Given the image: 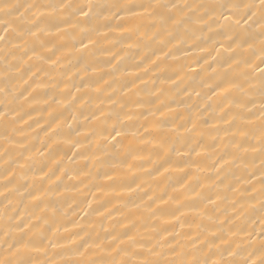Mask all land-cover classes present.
<instances>
[{
	"label": "bare ground",
	"instance_id": "bare-ground-1",
	"mask_svg": "<svg viewBox=\"0 0 264 264\" xmlns=\"http://www.w3.org/2000/svg\"><path fill=\"white\" fill-rule=\"evenodd\" d=\"M235 2L0 0L15 5L0 12V260L25 252L36 264L104 260L115 255L113 237L132 231L141 241L134 251L143 253L131 255L137 264L176 258L169 245L201 259L259 264L264 185L253 148L264 29L260 0H243L256 12L248 25L213 10ZM61 3L154 7L119 16L94 8L83 17L49 7ZM228 80L241 86L230 92L247 108L233 111L254 135L241 159L217 173L218 158L233 150L219 111L218 86ZM114 125L124 133L115 140ZM29 238L43 246L8 248ZM86 242L93 247L81 257L75 249ZM213 243L237 254L212 255ZM153 245L167 255L150 256Z\"/></svg>",
	"mask_w": 264,
	"mask_h": 264
},
{
	"label": "snow or ice",
	"instance_id": "snow-or-ice-1",
	"mask_svg": "<svg viewBox=\"0 0 264 264\" xmlns=\"http://www.w3.org/2000/svg\"><path fill=\"white\" fill-rule=\"evenodd\" d=\"M15 7V5H11L8 3H5L3 5H0V12L7 14H10L6 10L11 9ZM49 7H54L58 9H64V8H75L77 13L80 16L83 17H89L90 14L93 12L94 8H116L119 11L116 13H113L114 15L119 16L120 13H124V15H137V13L131 11L132 9L139 7L142 9H148L153 8L154 6L152 4H141V5H109V6H103V5H92V4H85V5H72V4H65L61 3L59 5H50ZM159 8L166 7L165 5H159ZM216 7L225 9L228 12V15H225L224 12H221L220 15L226 20L231 21L233 18L235 25H240L241 22H243L245 25H248L250 22L255 23L253 20V17L256 15V12L253 10L254 5L250 3H244L243 0L241 2H235L230 4H220L213 6V10H215ZM87 9V10H85ZM122 18V17H121ZM260 26L262 29H264V0H260V20H259ZM5 33H7V27H5ZM35 35V33H32ZM262 37V44L261 48L259 50L258 59L260 60L261 64H264V31L261 32ZM6 36H0V41H5ZM89 42L91 43V39L89 38ZM247 43V41H245ZM83 47H87V45L83 44V41L81 42ZM167 55V53H165ZM255 55V53H253ZM256 67H259V65H256ZM259 75H260V81H259V89L261 92V123L259 126V149L253 148V150H258L261 154L262 160H261V184L264 185V68H259ZM220 88V91L225 93L223 100L224 105H222L219 109L221 113V119L224 124L228 125L223 131L224 135L226 137H229L230 139L227 141V144L233 149L231 151H226L221 157L218 158L219 167L216 169L217 173H219L225 165H229L231 163H235L240 157L241 152H247L249 150L250 145L246 147V139L250 135H254L251 131L247 130L244 126L245 116L240 111H233V109H240V108H247V105L244 104L241 100L235 99L232 97V93L230 92V89H239L241 86L239 84L234 83L233 81H225L222 85L218 86ZM5 91V89L0 88V92ZM96 91H101L100 88H97ZM250 111V110H249ZM195 127V125H193ZM113 140L116 139L118 136L124 135L122 131L115 130V125L113 126V132L109 134ZM239 137H243L244 139H239ZM203 147L202 145L200 146ZM194 150H190L188 155H191V152ZM179 153V150H177ZM196 155H200L199 152H196ZM222 161V162H221ZM238 191V189H236ZM261 195L264 196V187L261 189ZM37 199L39 197H36ZM217 199H221V196L219 193H217L216 196ZM207 203L212 204L214 203V200L212 197H207ZM235 203V202H234ZM261 208L264 210V200L261 202ZM174 215V214H173ZM178 219V217H177ZM207 219L209 221L212 220L211 216H208ZM47 222V221H46ZM223 223V222H221ZM202 227H205V230L207 231V227L201 225ZM133 229L135 228V225L132 226ZM156 229L154 228L153 231ZM58 231V229H57ZM164 231H167V229H164ZM233 235L235 233H232ZM178 235V234H177ZM222 243L226 242L224 240V237H218ZM114 240H119V244L112 245V251L115 252V255L112 256L109 254L108 259L104 260H96L91 258H84L80 260H73V261H66L65 264H137L136 261L131 259V255H142L143 253L135 252V246L138 244H141V241L137 239L136 235L132 232H125L123 234V237L117 238L113 237ZM125 241L128 242L127 247H120V244H124ZM50 243V241H49ZM195 243V241H194ZM43 246V241L36 239L33 240L29 238L28 240L21 239L17 241L16 243L9 244V249H15L17 253L20 252V249H28L30 247H35L37 250H39V247ZM99 246L98 244L96 245ZM143 247V245H141ZM207 246V245H206ZM93 247L92 243H85V245H81L77 249H75V253L81 257H85L86 254H89V249ZM157 245H153L152 247H149L147 249L149 255H167V254H161L154 251V248H156ZM170 250L173 254H175L174 259H145L139 262V264H257V261L254 259L251 260H244V261H236V260H229V259H211V257H207L204 259L199 258V256L193 254L192 252H182L178 250V246H172L169 245ZM212 247H214L217 251L213 252L212 255L219 254L221 257H223L224 253L226 252L228 256H235L237 253L234 252L230 247L221 249L219 245L212 244ZM239 247V245H237ZM197 253L201 252L202 250L197 248L195 250ZM257 251L260 254L259 264H264V229H262V236L260 239V245ZM14 255V258L12 259H6V260H0V264H36L34 260L31 259V257L28 255V253H20L19 256H15L14 253H11ZM123 256H128V259H124ZM188 256H192V259H188Z\"/></svg>",
	"mask_w": 264,
	"mask_h": 264
}]
</instances>
